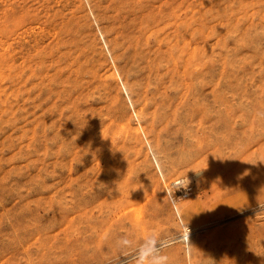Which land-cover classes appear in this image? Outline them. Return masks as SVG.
<instances>
[{"label": "rangeland", "instance_id": "rangeland-1", "mask_svg": "<svg viewBox=\"0 0 264 264\" xmlns=\"http://www.w3.org/2000/svg\"><path fill=\"white\" fill-rule=\"evenodd\" d=\"M146 240L264 264V0H0V264Z\"/></svg>", "mask_w": 264, "mask_h": 264}, {"label": "clouds", "instance_id": "clouds-1", "mask_svg": "<svg viewBox=\"0 0 264 264\" xmlns=\"http://www.w3.org/2000/svg\"><path fill=\"white\" fill-rule=\"evenodd\" d=\"M148 239L151 240L152 238L149 237ZM150 248L151 251H149ZM137 262L138 264H166V258L160 256L153 245L146 240L145 244L138 250Z\"/></svg>", "mask_w": 264, "mask_h": 264}, {"label": "bare ground", "instance_id": "bare-ground-1", "mask_svg": "<svg viewBox=\"0 0 264 264\" xmlns=\"http://www.w3.org/2000/svg\"><path fill=\"white\" fill-rule=\"evenodd\" d=\"M180 180H182L181 178H176V179H174V180H172V181H170L169 182V191L172 193V196H171V198H172V200H173V195H174V193L175 192H180L181 190V187H180V183H181V181ZM182 192V191H181ZM175 204V203H174ZM183 234H184V236H187L188 234H190V231L188 230L187 232L186 231H184L183 232Z\"/></svg>", "mask_w": 264, "mask_h": 264}, {"label": "built area", "instance_id": "built-area-1", "mask_svg": "<svg viewBox=\"0 0 264 264\" xmlns=\"http://www.w3.org/2000/svg\"><path fill=\"white\" fill-rule=\"evenodd\" d=\"M180 181H181V183H180L179 185H180V187H182V185H183V181H182V180H180ZM182 191H183L185 194H190V192H191V187L186 185V187H185V186L182 187Z\"/></svg>", "mask_w": 264, "mask_h": 264}]
</instances>
